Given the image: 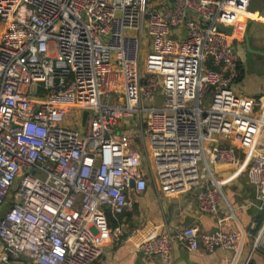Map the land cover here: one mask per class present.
<instances>
[{"label": "built area", "instance_id": "1", "mask_svg": "<svg viewBox=\"0 0 264 264\" xmlns=\"http://www.w3.org/2000/svg\"><path fill=\"white\" fill-rule=\"evenodd\" d=\"M249 3L0 0V263L94 264L100 242L122 234L108 214L149 180L166 196L194 190L218 228L153 234L137 252L165 262L176 245L240 249V233L223 230L232 211L218 215L214 167L261 145L264 97L235 94L238 59L219 26L232 29ZM247 181L263 210L264 152H252Z\"/></svg>", "mask_w": 264, "mask_h": 264}, {"label": "crops", "instance_id": "2", "mask_svg": "<svg viewBox=\"0 0 264 264\" xmlns=\"http://www.w3.org/2000/svg\"><path fill=\"white\" fill-rule=\"evenodd\" d=\"M229 36L238 59L235 94L248 99L264 97V0H250L247 13L237 21ZM254 115L259 116L257 107ZM128 134L131 135L130 132ZM216 141L236 145L234 141L220 137ZM259 143L261 145L254 150L243 148L238 151L239 166L214 167L216 177L222 182L225 198L218 205V215L226 216L232 211L233 218L223 230L240 233L243 242L239 250L232 252L216 248L207 251L199 247L191 251L176 245L170 260L165 262L137 252V246L153 234L190 226H196L202 232H214L218 228L216 215L199 210L194 190L166 196L157 192L154 183L149 180L144 192H129L130 209L117 217V225L109 226L120 227L122 234L118 240L100 242L101 256L94 264H245L249 256L255 264H264V204L263 210H260L257 190L247 181L252 152H264V130ZM134 145L141 151L136 143ZM11 264L34 263L22 256L13 259Z\"/></svg>", "mask_w": 264, "mask_h": 264}, {"label": "rangeland", "instance_id": "3", "mask_svg": "<svg viewBox=\"0 0 264 264\" xmlns=\"http://www.w3.org/2000/svg\"><path fill=\"white\" fill-rule=\"evenodd\" d=\"M159 103V101H158ZM75 115V114H74ZM131 126H133V121L130 122ZM130 127H128L129 130ZM130 137L133 140L134 143H136V145L139 146V148L142 150V152L145 155V142L141 140L140 135H139V129L137 127L132 128L130 131ZM263 239H264V234H263Z\"/></svg>", "mask_w": 264, "mask_h": 264}, {"label": "water", "instance_id": "4", "mask_svg": "<svg viewBox=\"0 0 264 264\" xmlns=\"http://www.w3.org/2000/svg\"><path fill=\"white\" fill-rule=\"evenodd\" d=\"M219 28L221 31L225 32L228 35L231 33V28H223L222 26H219ZM86 114H87L86 112L83 113L82 124L85 123ZM12 260L13 258L9 256L5 262H2L0 264H11Z\"/></svg>", "mask_w": 264, "mask_h": 264}, {"label": "trees", "instance_id": "5", "mask_svg": "<svg viewBox=\"0 0 264 264\" xmlns=\"http://www.w3.org/2000/svg\"><path fill=\"white\" fill-rule=\"evenodd\" d=\"M119 216V215H118ZM118 216L116 217H113L112 215L108 214V217H107V220H108V225L110 227H113L114 225H117L118 224ZM263 251H264V248H263ZM248 264H255L254 261L251 259Z\"/></svg>", "mask_w": 264, "mask_h": 264}, {"label": "bare ground", "instance_id": "6", "mask_svg": "<svg viewBox=\"0 0 264 264\" xmlns=\"http://www.w3.org/2000/svg\"><path fill=\"white\" fill-rule=\"evenodd\" d=\"M260 240V239H259Z\"/></svg>", "mask_w": 264, "mask_h": 264}]
</instances>
